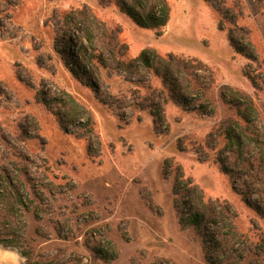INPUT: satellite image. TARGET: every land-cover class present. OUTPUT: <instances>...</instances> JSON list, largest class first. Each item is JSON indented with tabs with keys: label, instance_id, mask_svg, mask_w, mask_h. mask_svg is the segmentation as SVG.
Masks as SVG:
<instances>
[{
	"label": "rangeland",
	"instance_id": "rangeland-1",
	"mask_svg": "<svg viewBox=\"0 0 264 264\" xmlns=\"http://www.w3.org/2000/svg\"><path fill=\"white\" fill-rule=\"evenodd\" d=\"M168 1L171 18L156 36L115 4L0 0V264H25L30 245L49 264H264V174L257 210L218 161L234 157L221 85L252 94L264 117V0ZM83 7L121 27L130 56L147 46L196 56L216 81L183 106L143 65L118 68L95 35L85 58V26L62 15ZM221 11L226 25L247 29L256 61L230 45ZM245 69L262 73L258 88ZM154 100L164 107V133L147 109ZM78 134L90 137L91 155ZM200 195L208 216L199 228L182 223L176 202L189 213Z\"/></svg>",
	"mask_w": 264,
	"mask_h": 264
},
{
	"label": "trees",
	"instance_id": "trees-1",
	"mask_svg": "<svg viewBox=\"0 0 264 264\" xmlns=\"http://www.w3.org/2000/svg\"><path fill=\"white\" fill-rule=\"evenodd\" d=\"M102 6L115 4L123 13L132 19L139 27L150 29L156 36L165 33L171 18V5L168 0H97ZM63 17L66 20L77 17L79 22L85 26V38L88 45H83L81 50L83 56L87 57L89 47L96 51L94 36H97L102 47L114 53L115 65L123 70H129L139 64L159 76L164 87V92H168V97L173 101L185 106L192 97L205 95L207 90L216 81L214 69L204 60L196 56H185L172 52L161 53L156 48L144 47L137 56H130L129 45L120 36L121 27L110 25L106 21L98 18L90 8H76L65 11ZM222 11L218 19V27L226 28L230 45L238 53L252 61L257 57L246 48V42L251 38L245 27L239 26L236 21H229L225 24ZM79 78V72L73 71ZM244 75L251 81L255 88L261 82L262 73L257 75L244 70ZM260 75V76H259ZM151 87H149V90ZM194 94V95H193ZM165 97V95L163 96ZM219 98L232 109V113L225 116L227 134V147L233 154V160L218 159L222 171L228 176L232 188L241 194L246 202L255 209H259L258 200L253 197L256 186L262 182L259 175L264 174V117L252 94L236 86L223 84L219 88ZM199 106H204L200 101ZM147 109L152 115L153 125L157 133L166 131V116L161 101H152ZM90 114V113H89ZM254 117V119H253ZM62 126V119L58 117ZM83 124V123H82ZM94 119L89 115V119L84 124L85 127L93 128ZM164 126V127H163ZM163 127V128H162ZM86 140L88 154L91 155V139L85 134H78ZM97 142L100 144L98 135ZM1 176L5 179L9 188L7 192L14 193L17 199L23 203L18 189L8 175ZM178 181L175 182L177 184ZM2 194V193H1ZM200 195L190 208V212L185 210L187 203L183 205L176 202L179 210L180 221L185 224H193L199 228L204 219L208 216L207 208L210 203L203 202ZM207 248V239L203 240ZM35 246H24L21 254L25 257V264H49L41 254L35 251ZM205 251H207L205 249Z\"/></svg>",
	"mask_w": 264,
	"mask_h": 264
},
{
	"label": "crops",
	"instance_id": "crops-1",
	"mask_svg": "<svg viewBox=\"0 0 264 264\" xmlns=\"http://www.w3.org/2000/svg\"><path fill=\"white\" fill-rule=\"evenodd\" d=\"M142 48H133V56H137Z\"/></svg>",
	"mask_w": 264,
	"mask_h": 264
}]
</instances>
